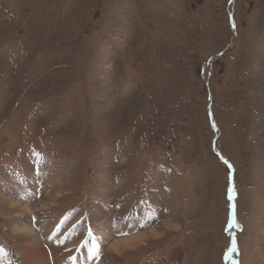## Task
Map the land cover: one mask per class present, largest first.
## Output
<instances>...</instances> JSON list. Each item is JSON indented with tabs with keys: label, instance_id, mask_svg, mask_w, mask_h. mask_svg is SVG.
Here are the masks:
<instances>
[{
	"label": "rangeland",
	"instance_id": "374dc122",
	"mask_svg": "<svg viewBox=\"0 0 264 264\" xmlns=\"http://www.w3.org/2000/svg\"><path fill=\"white\" fill-rule=\"evenodd\" d=\"M30 243L264 264V0H0V264Z\"/></svg>",
	"mask_w": 264,
	"mask_h": 264
},
{
	"label": "bare ground",
	"instance_id": "6f19581e",
	"mask_svg": "<svg viewBox=\"0 0 264 264\" xmlns=\"http://www.w3.org/2000/svg\"><path fill=\"white\" fill-rule=\"evenodd\" d=\"M12 200V199H10ZM41 207H45L46 205H48L47 203H41L39 204ZM11 208H15L18 207L20 208L22 211H25L27 213H30L32 211V209H36V207H31V205L27 204V203H22L19 201H14L12 200L10 203ZM171 217V216H169ZM172 218H167V220H165L161 225L163 228L166 229H172ZM160 226V225H159ZM153 227V228H149L147 231H142L138 234H134V235H130L129 237H125L123 239H118L115 240L114 242H112L111 244H109L108 246V250L109 251H113L115 253L118 254H124L126 252H130V251H134L136 249H138L139 247H141L142 245L146 244V240H148L147 238L149 237H161L163 233H161L160 231V227ZM15 231L19 232V231H26V232H34V229L27 224H22V225H18L15 228ZM107 236V235H106ZM105 236V237H106ZM88 241V240H87ZM85 243H83L84 245ZM87 244V243H86ZM51 246L53 245L52 243L50 244ZM89 246V245H88ZM28 250L26 252V256L29 258V263L30 264H51V257L48 253V251L45 249L44 245L41 243H37V244H33L30 243L28 245ZM83 247V246H82ZM81 247V248H82ZM91 247V246H90ZM85 246L75 258H71L70 260H64V257L61 258L60 262L58 264H94L96 263V250L95 248H90ZM93 247V246H92ZM55 248H59V246L57 245ZM53 257V256H52ZM57 259L54 257L53 261H56Z\"/></svg>",
	"mask_w": 264,
	"mask_h": 264
},
{
	"label": "snow or ice",
	"instance_id": "6c2138e0",
	"mask_svg": "<svg viewBox=\"0 0 264 264\" xmlns=\"http://www.w3.org/2000/svg\"><path fill=\"white\" fill-rule=\"evenodd\" d=\"M215 126V125H213ZM225 163H228L227 161H225ZM229 168L231 169L232 166L229 165ZM234 193H235V188H234V185L232 184V177H231V173L229 175V188H228V199L230 201L234 200ZM232 212H233V215H232V221L231 223L229 224V227H233V226H238L235 224V205H232ZM229 253H235L238 251L237 247H236V242L235 240H233V244H232V247L229 248Z\"/></svg>",
	"mask_w": 264,
	"mask_h": 264
}]
</instances>
